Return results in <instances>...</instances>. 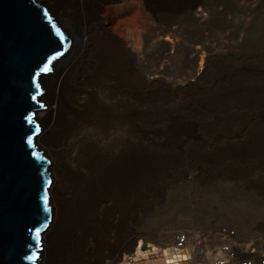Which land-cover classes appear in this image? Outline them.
Returning a JSON list of instances; mask_svg holds the SVG:
<instances>
[{"label":"rangeland","instance_id":"rangeland-1","mask_svg":"<svg viewBox=\"0 0 264 264\" xmlns=\"http://www.w3.org/2000/svg\"><path fill=\"white\" fill-rule=\"evenodd\" d=\"M135 1L134 37H122L152 119L141 129L137 240L175 248L178 231L229 227L264 245V0Z\"/></svg>","mask_w":264,"mask_h":264},{"label":"bare ground","instance_id":"bare-ground-1","mask_svg":"<svg viewBox=\"0 0 264 264\" xmlns=\"http://www.w3.org/2000/svg\"><path fill=\"white\" fill-rule=\"evenodd\" d=\"M37 1L70 38L67 53L41 78L38 100L46 109L35 116L42 128L37 143L52 174V222L40 264H184L176 247L137 243L141 129L152 119L140 112L137 56L122 37L134 34L136 1ZM146 4L177 10L182 0ZM176 128V134L190 130Z\"/></svg>","mask_w":264,"mask_h":264},{"label":"water","instance_id":"water-1","mask_svg":"<svg viewBox=\"0 0 264 264\" xmlns=\"http://www.w3.org/2000/svg\"><path fill=\"white\" fill-rule=\"evenodd\" d=\"M69 43L67 31L46 5L37 0H0V264L41 262L44 235L52 222V174L51 161L37 143L42 128L35 116L46 109L38 100L44 92L41 78L53 71ZM37 228L39 248L34 239ZM32 253L35 261L27 259Z\"/></svg>","mask_w":264,"mask_h":264},{"label":"built area","instance_id":"built-area-1","mask_svg":"<svg viewBox=\"0 0 264 264\" xmlns=\"http://www.w3.org/2000/svg\"><path fill=\"white\" fill-rule=\"evenodd\" d=\"M194 235L192 239L191 233H175L174 247L184 251V264H264V245L241 239L229 227Z\"/></svg>","mask_w":264,"mask_h":264},{"label":"snow or ice","instance_id":"snow-or-ice-1","mask_svg":"<svg viewBox=\"0 0 264 264\" xmlns=\"http://www.w3.org/2000/svg\"><path fill=\"white\" fill-rule=\"evenodd\" d=\"M49 69L47 66L44 67L43 71L44 72H47ZM33 100H36L37 97L36 96H33L32 97ZM29 123H31V118H29ZM35 131H39V127L37 126ZM33 143V140L31 138L28 139V144L31 145ZM35 155V153H33ZM43 204H44V207H45V210L48 209V204H49V198H48V195L47 193H45L44 197H43ZM45 228H47V225L45 224L44 225ZM34 239H35V246L37 248L40 247L41 245V230L39 228L35 229L34 230ZM36 253H32V255H30L27 259L29 260H32V261H35L36 260Z\"/></svg>","mask_w":264,"mask_h":264}]
</instances>
